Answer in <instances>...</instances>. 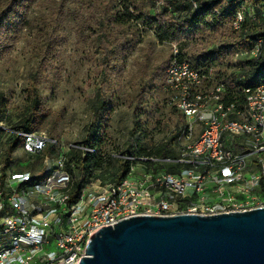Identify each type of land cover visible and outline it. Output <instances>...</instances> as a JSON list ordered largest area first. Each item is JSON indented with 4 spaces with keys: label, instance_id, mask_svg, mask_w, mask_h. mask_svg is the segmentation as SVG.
I'll return each instance as SVG.
<instances>
[{
    "label": "built area",
    "instance_id": "obj_1",
    "mask_svg": "<svg viewBox=\"0 0 264 264\" xmlns=\"http://www.w3.org/2000/svg\"><path fill=\"white\" fill-rule=\"evenodd\" d=\"M249 16L253 12L249 11ZM244 12L236 14L238 28ZM259 44L246 52L256 56ZM177 49H174V55ZM167 104L183 117L180 151L166 162L175 173L153 172L140 163L118 183L88 185L75 200L65 168L64 145L42 131L3 125L34 155L54 144L38 170L26 160L6 161L0 147V264H78L91 235L131 216L192 213L212 215L264 207V79L242 88V108L224 104L223 85L206 86L187 60L172 58L165 69ZM5 137V138H6ZM4 138V139H5ZM133 159V157H128ZM17 166V168H16Z\"/></svg>",
    "mask_w": 264,
    "mask_h": 264
},
{
    "label": "trees",
    "instance_id": "obj_2",
    "mask_svg": "<svg viewBox=\"0 0 264 264\" xmlns=\"http://www.w3.org/2000/svg\"><path fill=\"white\" fill-rule=\"evenodd\" d=\"M35 1L0 0V61L9 53L20 35L31 27L29 12ZM157 1L122 0L120 9L116 12L101 7L97 0L82 2L80 12L65 10L62 2L53 8L44 26H40L36 33L37 64L24 89L25 103L19 114L20 118L10 124L15 129L39 132L48 125L50 128L54 127L57 122L43 104L40 79L57 62L55 47L62 41L63 26L68 18L73 19V26L83 38L95 43L99 52L94 71L100 77L101 85L95 97L89 100L91 120L84 127L81 140L63 152L65 168L71 175L69 194L72 200L78 198L81 191L94 181H99L102 185L118 183L127 176L131 166L137 163L153 172L175 173L181 167L178 163L165 160L177 158L180 151L178 137L184 120L174 107L173 113L178 115L181 124L176 125L169 135H164L159 140L153 138V133H161L163 130L157 127L149 131L139 118L143 92L135 97L133 124L126 139L121 144L116 143L107 131L115 99L114 95H107L103 84L108 80L109 72L117 66L118 55L129 48L122 35L133 16L146 17L159 42L178 46L177 54L172 52L170 60L175 57L189 61L204 75L208 87L222 84L224 104L234 103L242 108V88L255 85L264 79V0H160V6H157ZM240 11L244 12V19L235 28L233 23ZM249 11L253 12L254 17L249 16ZM206 33L219 43L207 51L202 50L188 56L185 48L196 42L197 38L204 39ZM257 44L258 54L249 57L246 52ZM231 51L236 56L243 57L242 65L230 73L228 80H223L224 76L214 71L213 67L218 62L223 63V59ZM161 87L164 91V79ZM7 113L5 100L0 92V120L5 119ZM48 136L55 138L51 131ZM5 137V132L0 129V147L8 162L20 138L11 135ZM58 151L60 150L50 143L43 151L32 155L34 161L28 162L25 167L38 170L45 155H56Z\"/></svg>",
    "mask_w": 264,
    "mask_h": 264
},
{
    "label": "rangeland",
    "instance_id": "obj_3",
    "mask_svg": "<svg viewBox=\"0 0 264 264\" xmlns=\"http://www.w3.org/2000/svg\"><path fill=\"white\" fill-rule=\"evenodd\" d=\"M84 1L87 0H36L32 4L29 12L31 27L20 35L0 61V92L8 112L2 120L3 125L16 122L24 108V89L37 64L35 44L39 27L44 26L53 8L62 2L65 10L80 12ZM121 1L97 0V3L116 12L120 9ZM160 5L161 1L158 0L157 6ZM125 29L122 38L129 48L118 55L117 66L109 72L108 80L103 84L107 95H114L115 99L107 131L116 143L121 144L126 139L133 124L135 97L143 92L139 118L149 131L157 127L163 130L153 133V138L159 140L181 124L178 115L167 104V94L161 87L170 56L174 49L179 48L175 44L159 42L146 17L133 16ZM205 36L204 39L197 38L196 42L185 48L188 56L207 51L219 43L213 41L208 33ZM55 48L57 62L41 76L40 94L45 108L50 110L57 122L54 127L48 125L41 131L47 135L51 131L59 142L69 145L81 140L84 127L91 120L89 100L95 97L101 85L100 77L94 71L99 52L93 41L86 40L76 31L71 17L66 20L62 41ZM242 58L231 51L223 63L218 62L213 70L224 76L223 80H228L230 73L242 65ZM154 76L156 78L153 79ZM12 160L34 161L32 155L25 153L21 147L13 153ZM99 185L98 181H94L90 187L97 189Z\"/></svg>",
    "mask_w": 264,
    "mask_h": 264
},
{
    "label": "water",
    "instance_id": "obj_4",
    "mask_svg": "<svg viewBox=\"0 0 264 264\" xmlns=\"http://www.w3.org/2000/svg\"><path fill=\"white\" fill-rule=\"evenodd\" d=\"M78 264H264V207L124 218L95 231Z\"/></svg>",
    "mask_w": 264,
    "mask_h": 264
}]
</instances>
